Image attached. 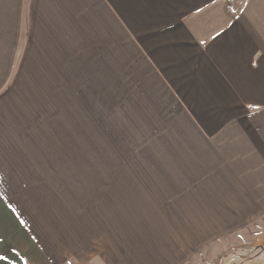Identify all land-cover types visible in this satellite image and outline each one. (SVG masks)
Here are the masks:
<instances>
[{
  "label": "crops",
  "instance_id": "crops-1",
  "mask_svg": "<svg viewBox=\"0 0 264 264\" xmlns=\"http://www.w3.org/2000/svg\"><path fill=\"white\" fill-rule=\"evenodd\" d=\"M263 224L264 0H0V264H189Z\"/></svg>",
  "mask_w": 264,
  "mask_h": 264
},
{
  "label": "rangeland",
  "instance_id": "rangeland-1",
  "mask_svg": "<svg viewBox=\"0 0 264 264\" xmlns=\"http://www.w3.org/2000/svg\"><path fill=\"white\" fill-rule=\"evenodd\" d=\"M132 181H125L131 183ZM124 200V240L135 231V196L125 195ZM256 232L236 234L225 244L211 245L197 259L189 264H264V224L254 229ZM259 230V231H258ZM250 235V236H249ZM249 254L240 253V251Z\"/></svg>",
  "mask_w": 264,
  "mask_h": 264
},
{
  "label": "trees",
  "instance_id": "trees-1",
  "mask_svg": "<svg viewBox=\"0 0 264 264\" xmlns=\"http://www.w3.org/2000/svg\"><path fill=\"white\" fill-rule=\"evenodd\" d=\"M240 253L249 254V252H245L244 250L240 251Z\"/></svg>",
  "mask_w": 264,
  "mask_h": 264
}]
</instances>
